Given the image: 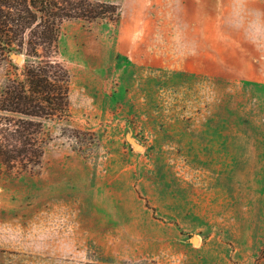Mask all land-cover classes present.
Listing matches in <instances>:
<instances>
[{
  "label": "rangeland",
  "instance_id": "374dc122",
  "mask_svg": "<svg viewBox=\"0 0 264 264\" xmlns=\"http://www.w3.org/2000/svg\"><path fill=\"white\" fill-rule=\"evenodd\" d=\"M89 1L40 51L68 117L0 163V264H264V0Z\"/></svg>",
  "mask_w": 264,
  "mask_h": 264
},
{
  "label": "trees",
  "instance_id": "16d2710c",
  "mask_svg": "<svg viewBox=\"0 0 264 264\" xmlns=\"http://www.w3.org/2000/svg\"><path fill=\"white\" fill-rule=\"evenodd\" d=\"M116 12L114 4L89 0H0V65L14 53L32 59L0 91V163L7 169L38 167L44 124L68 117L69 73L40 51L46 57L55 49L63 23Z\"/></svg>",
  "mask_w": 264,
  "mask_h": 264
},
{
  "label": "water",
  "instance_id": "95a60500",
  "mask_svg": "<svg viewBox=\"0 0 264 264\" xmlns=\"http://www.w3.org/2000/svg\"><path fill=\"white\" fill-rule=\"evenodd\" d=\"M11 57L14 58L17 62H19L21 60L20 57H17L14 54H11ZM133 146H135V148H137L138 150H141V147L139 145L133 143Z\"/></svg>",
  "mask_w": 264,
  "mask_h": 264
}]
</instances>
